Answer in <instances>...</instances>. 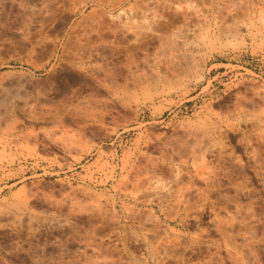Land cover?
Here are the masks:
<instances>
[{"label":"rangeland","instance_id":"374dc122","mask_svg":"<svg viewBox=\"0 0 264 264\" xmlns=\"http://www.w3.org/2000/svg\"><path fill=\"white\" fill-rule=\"evenodd\" d=\"M19 1L0 264H264V0Z\"/></svg>","mask_w":264,"mask_h":264},{"label":"bare ground","instance_id":"6f19581e","mask_svg":"<svg viewBox=\"0 0 264 264\" xmlns=\"http://www.w3.org/2000/svg\"><path fill=\"white\" fill-rule=\"evenodd\" d=\"M19 1V0H18ZM19 2H21V0L19 1ZM3 5V4H2ZM1 5V6H2ZM43 8H45L44 6H42ZM47 31H48V28L47 27H45L44 26V24H43V26L41 25L40 26V28H39V30H38V39L35 41V43L31 46V48H32V50L35 48V47H37V46H40V45H44L45 43H47L48 42V38H47ZM50 40V39H49ZM78 48L79 49H81L82 48V46L79 44L78 45ZM90 54V53H89ZM92 54V53H91ZM85 56V55H84ZM91 56V55H90ZM92 57H94V56H92ZM79 58V61L80 62H83L84 60H83V57L82 56H79L78 57ZM90 71V70H89ZM95 71H97L96 69H95ZM87 72V71H86ZM93 72V71H92ZM104 72H106V70L104 71ZM95 74V73H94ZM94 74H92V73H90V74H88L87 76H86V79H91V80H96V76H94ZM106 74V73H105ZM96 75V74H95ZM98 76V75H97ZM104 77V76H103ZM100 77H98L97 78V80L99 79ZM75 80V79H74ZM84 80V79H83ZM101 80V78L98 80V81H100ZM102 80H105L104 78L102 79ZM101 80V81H102ZM103 82H105V81H103ZM88 83V82H87ZM101 83V82H100ZM57 85H60V84H57ZM53 86H55V90L54 91H56V88H57V91L60 89V91L61 92H64V90H61L62 88H60V86H59V89H58V87L54 84ZM52 87V86H51ZM65 87H66V85H65ZM67 87H68V85H67ZM54 89V88H53ZM52 89V90H53ZM73 89V88H72ZM76 89V88H75ZM68 90H69V88H68ZM74 90V89H73ZM59 91V92H60ZM71 92V91H70ZM75 92L76 91H72V96L73 95H75ZM58 93V92H57ZM77 93V92H76ZM66 94V93H65ZM57 95V94H56ZM59 95V94H58ZM79 95V94H78ZM77 95V96H78ZM54 96V95H53ZM69 95H67V97H68ZM71 96V98H73ZM65 98V97H64ZM64 98H62V100H65ZM69 98V97H68ZM68 100V99H67ZM57 100H55V102H56ZM73 101V100H72ZM58 102V101H57ZM62 102V101H61ZM59 103H60V101H59ZM63 103V102H62ZM71 103V102H70ZM63 104H65V103H63ZM58 106V105H57ZM63 106V105H62ZM68 106V105H67ZM70 106V105H69ZM59 107V106H58ZM61 108V107H60ZM64 108V107H63ZM67 108V107H66ZM52 109V108H51ZM52 111H54V110H52ZM55 112V111H54ZM54 112H52V113H54ZM51 113V112H50ZM64 113H67V112H64ZM65 116V115H64ZM55 119V118H54ZM63 119V118H62ZM190 182H192V181H190ZM211 182H213V181H211ZM211 182L209 183V181L206 183V188L205 189H207L208 191L211 189V187H213V183L211 184ZM192 185H193V182L191 183ZM187 187L188 186H186V187H184L185 189H187ZM189 187H190V185H189ZM183 188V190L185 191V193H186V190ZM205 189H203V190H205ZM183 191V192H184ZM198 192H200V191H198ZM204 192V191H203ZM210 192V191H209ZM184 194V193H183ZM199 194V193H198Z\"/></svg>","mask_w":264,"mask_h":264}]
</instances>
